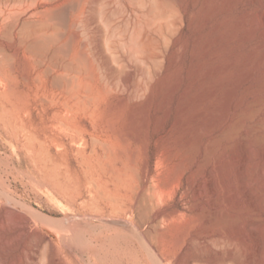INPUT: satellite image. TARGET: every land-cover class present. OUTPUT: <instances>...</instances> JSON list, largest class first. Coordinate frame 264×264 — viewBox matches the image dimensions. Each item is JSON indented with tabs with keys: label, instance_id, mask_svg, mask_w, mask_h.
<instances>
[{
	"label": "rangeland",
	"instance_id": "1",
	"mask_svg": "<svg viewBox=\"0 0 264 264\" xmlns=\"http://www.w3.org/2000/svg\"><path fill=\"white\" fill-rule=\"evenodd\" d=\"M263 82L264 0H0V210L42 217L18 210L43 239L36 264H185L195 187L173 170L207 179L229 152L251 226L233 264H264V106L243 113Z\"/></svg>",
	"mask_w": 264,
	"mask_h": 264
},
{
	"label": "bare ground",
	"instance_id": "2",
	"mask_svg": "<svg viewBox=\"0 0 264 264\" xmlns=\"http://www.w3.org/2000/svg\"><path fill=\"white\" fill-rule=\"evenodd\" d=\"M249 86H251V85H249ZM257 86H259V85H257ZM251 91H253V90H251ZM240 100H241V98H240ZM260 106H264V96L257 99V100L255 99L254 101H252V103L245 106L243 113L249 114V113H251V110L254 107H260ZM251 118H253V116ZM236 121H241L244 124L243 118H241V119L239 118V120H236ZM239 130H240V128H239ZM226 131H227L226 132L227 135H230V134H232V132H235L234 129H232V128L227 129ZM252 132H254V131H252ZM193 149L195 151H197L198 146L193 147ZM208 150H210V148ZM212 150L214 151V149H212ZM212 150H210V151H212ZM210 151H208L209 154L207 156L211 155ZM225 151H226V149H225ZM235 159H236V157H235ZM200 166L201 165H199V164L197 165L194 161H192L190 163L189 162H184V163L181 162L173 170L174 171L173 179L177 180L178 181L177 183H179V185L181 183V179H182L184 171H185V174L186 173L189 174L187 179H189L190 188L195 187L194 188L195 192L192 194L191 200H190L191 204L186 209L188 211L190 209V211H194V212L192 215L185 213V218H184L185 219V227H184L185 237L187 235L189 236V240H188V242H185V247L183 248V249H185V261L184 262H185V264H219V263L233 264L234 253L236 250L237 242L240 241L242 244L247 246V240L249 238V233H250V229H251V226L247 223L248 221L247 222H244L243 220L239 221L238 215L236 216V212H237L236 210L237 209L235 206L236 205L235 199L237 198V194L239 193V191H237L238 193H236V189H237L236 188V181H235L236 176L234 177L233 160L230 157V153L225 152L224 160L222 162H219V164H217L215 167L213 166L214 168L211 167L212 169H210L209 174L207 176V179L205 178V176L203 174V168ZM195 174H197L200 177L199 178L200 182L197 184H195L193 181H191L192 177ZM236 180H237V178H236ZM170 185H171V183H170ZM154 191H155L154 193H157L156 190H154ZM161 192H160V194H164ZM157 194H155V195L158 197ZM160 194H159V196L162 197V195H160ZM155 195L151 196V194H150V196H148L149 200H151V198L153 199V197H155ZM182 197L187 198L188 197V191H185V194H183ZM162 198H164V197H162ZM204 198L207 199V203H208V207H209L208 209L213 215V216L211 215L213 220L212 221L209 220L205 224H202L200 221H198V222L191 221V218L199 217L201 214L203 215L204 213L207 212L208 209H206V211L204 213H201L203 211ZM241 207L243 208V204ZM148 209H147V211L150 213V209L149 210ZM245 209H248V208L246 207ZM243 210H241V211H243ZM17 211H15L11 208H8V207H2L0 210V232H1L0 235H2L1 238L3 239L5 247L7 246L8 249L14 250L15 253L14 252L13 253L16 255L15 260L12 261L10 264H29V263L36 264V262H35L36 261V250L38 248L39 242L43 239H40V240H39V238L37 239L38 233L35 230V228H37V225H36L37 223H35V221L33 220L34 218L30 219L29 217L23 215V213H20L19 211L18 212ZM162 212H164V211H162ZM238 212H240V211H238ZM173 213H175V210L173 211ZM177 214H179L178 211L176 212V215ZM161 215H162V213L160 211H156L152 215V218L153 219L160 218ZM166 216L169 217L170 215H166ZM242 218H243V216H242ZM244 218H246V216ZM102 219H104V217ZM105 219L107 221L118 222V220L115 218L114 219L113 218H105ZM258 219L260 220L259 217H258ZM173 221H175V220H173ZM154 222H152V223H154ZM155 223H157V221ZM193 225H196V227H195L196 230H192ZM155 228H158V226H156ZM10 241L11 242L13 241V243H14V244L12 243L13 246L10 244ZM45 242H46L47 246L49 247L50 252L52 254L53 245L51 244L50 240H46ZM145 243L148 247L151 248V246L147 240H145ZM177 244H179V243L177 242ZM10 245H11V247L9 248ZM45 249H46V246H45ZM153 249H155V248H153ZM262 250H263V248H261V251ZM196 251H199V252L207 251L209 253H214L217 255V258H213V259L209 258L208 259V257L206 258L202 253H198ZM242 251L245 253L246 257L249 259L250 254L248 253V250L245 247H243ZM155 255H156V253H155ZM163 256L167 259V261L171 262L172 264H177L180 261L179 259L172 257L170 252L164 253ZM211 256H212V254H211ZM158 260H159V258H158Z\"/></svg>",
	"mask_w": 264,
	"mask_h": 264
},
{
	"label": "water",
	"instance_id": "3",
	"mask_svg": "<svg viewBox=\"0 0 264 264\" xmlns=\"http://www.w3.org/2000/svg\"><path fill=\"white\" fill-rule=\"evenodd\" d=\"M11 204V206L12 207H14V208H16V209H18V210H20V211H22L24 214H26V215H29V216H31V217H33V218H42L40 215H38V214H36V213H34L33 211H31V210H29V209H27V208H23V207H20V206H18V205H14V204H12V203H10ZM90 220H92V221H96V222H106V221H104V219H101V218H99V217H95V216H89L88 217Z\"/></svg>",
	"mask_w": 264,
	"mask_h": 264
}]
</instances>
